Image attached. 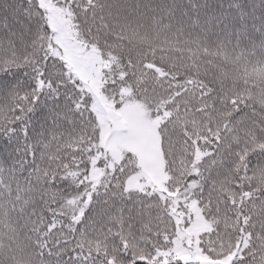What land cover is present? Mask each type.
<instances>
[{
    "label": "snow or ice",
    "instance_id": "obj_1",
    "mask_svg": "<svg viewBox=\"0 0 264 264\" xmlns=\"http://www.w3.org/2000/svg\"><path fill=\"white\" fill-rule=\"evenodd\" d=\"M0 264H264V0H0Z\"/></svg>",
    "mask_w": 264,
    "mask_h": 264
}]
</instances>
